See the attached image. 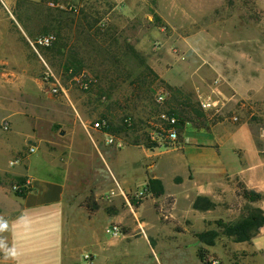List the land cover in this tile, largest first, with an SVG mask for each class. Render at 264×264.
<instances>
[{"label":"rangeland","instance_id":"374dc122","mask_svg":"<svg viewBox=\"0 0 264 264\" xmlns=\"http://www.w3.org/2000/svg\"><path fill=\"white\" fill-rule=\"evenodd\" d=\"M45 28L54 36L57 28L59 40L55 52L48 50L52 45L39 48V58L25 38L42 35ZM70 64L79 74L65 72ZM82 74L96 79L87 90L79 86ZM57 84L58 95L52 97L47 91ZM167 86L189 95L205 114L195 125L176 123L173 143L159 139L160 128H166L161 115H172ZM156 93L164 95L162 104L155 102ZM201 100L215 105L203 110ZM101 114L114 124L131 116L137 130L111 134L120 147L106 145L92 130L88 137L80 135ZM7 115L10 119L3 118ZM71 127L80 136L68 151ZM28 156L30 175H58L50 165L60 174L68 169L61 203L24 208L13 177L22 176L15 172L26 167ZM149 178L160 181L161 195L147 185ZM241 186L261 198L240 197ZM90 195L98 205L93 214L82 206ZM198 198L207 201L196 205ZM142 204L156 217L141 218ZM253 210L264 217V0L0 3L3 264H71L57 248L69 241L77 249L68 251H77L78 263L87 264L94 258L91 247L111 239L113 226L121 235L141 231L143 221H151L161 241L175 237L189 244L187 258L194 256L197 234L216 232L211 246L195 239L196 252L201 249L206 257L202 264H264L260 255L234 249L229 242L235 241L216 224L237 223Z\"/></svg>","mask_w":264,"mask_h":264},{"label":"crops","instance_id":"0c3cea01","mask_svg":"<svg viewBox=\"0 0 264 264\" xmlns=\"http://www.w3.org/2000/svg\"><path fill=\"white\" fill-rule=\"evenodd\" d=\"M3 118L10 119V115H7ZM71 128L67 129L66 134V140L70 141V145L65 146L68 151L72 150V144L80 135H87L88 137V134L85 130L79 131V135L78 132L77 134H75L73 132V128ZM59 134H62V131H60ZM33 138L34 136L31 139ZM13 148L14 147L9 148V150ZM94 148L96 147L94 146ZM91 154L94 155V152L92 151ZM47 157L49 158V160H51V155H47ZM24 160H26V167L21 171L15 172L16 175L26 176L27 183L32 188V191L27 193L26 196L22 199L24 208L26 210H32L45 205H56L61 203L64 198L67 181L70 175L68 173V169H65L63 171V174H60V169L54 168L55 166L50 165V168L53 169L58 175L51 172H49L46 176L30 175L29 172L33 169L30 166L31 164L29 156L25 157ZM219 161L224 165L222 160L219 159ZM238 166L240 169L241 165L239 164V162ZM238 173H240L239 170ZM143 207L144 209H142ZM145 208L146 207L142 204L138 215L141 218H145L147 220L150 217L152 218V216L154 218V213ZM138 227V229H140L143 233L141 231H136V228L135 230H131L125 233H123L122 230L120 236L112 237L109 233L111 239L106 238L105 240L96 241L95 244L91 247L94 251V258L87 264H97L98 262H101V264H202V262L196 255V248L198 245H200V243L196 242V238L193 239V241L195 242H193L194 245L192 244L193 247H191L195 249L194 256H192L191 258H187V253L185 255L184 251L188 250V247L190 245H184L183 239L179 240V238L174 237V241H161V239H159L158 237V230L154 229L155 226L151 223V221L148 225L145 221H143V224H138ZM135 231L137 236L132 237L131 234ZM168 243H170V249L167 247ZM229 243L234 244V249H239L241 252L253 256L260 255L261 259L264 260V226L259 229L258 234L249 242ZM139 244L141 245V248L136 246ZM57 248L60 250V255L63 258L70 260L71 264H79L77 251H75V253L68 251L69 249L73 248L75 250L77 249L73 242L69 241L66 243H60ZM168 253H170L171 256L167 255ZM174 255L180 257L179 260H171L170 257ZM1 260H3V257H0V263L3 264L4 261Z\"/></svg>","mask_w":264,"mask_h":264},{"label":"trees","instance_id":"16d2710c","mask_svg":"<svg viewBox=\"0 0 264 264\" xmlns=\"http://www.w3.org/2000/svg\"><path fill=\"white\" fill-rule=\"evenodd\" d=\"M44 1V0H42ZM49 29H43V34H46ZM56 31V38L59 37V31L57 28H54ZM54 41L52 46L48 48L49 51L55 52V48L57 47V41ZM59 47L56 49L58 50ZM59 50L56 52L58 53ZM134 54V52H133ZM51 55V54H50ZM65 72H70V76H74L79 74V71L81 70L79 67H75L73 64H70L64 68ZM96 79H90L89 82H87V85L85 89H89L93 85V81ZM167 88L170 90V98L166 101V105L168 106L169 110V116H174L177 120V125H183V123L187 122L191 125H195L196 123H201L205 119V114L200 109H198L196 106L197 103L192 102L191 97L187 94L182 93L177 88H173L170 86H167ZM99 94H101V90L99 91ZM98 119L105 120L107 124V128L105 129L106 132L110 134H116L126 131H136L137 124L135 123V120L131 116H124L119 120V123L114 124L111 122L107 116L101 114ZM201 120V121H200ZM176 125V126H177ZM144 135V134H143ZM136 144L144 145L146 148L152 147L151 145L146 144V140L140 142L139 140H135ZM139 142V143H137ZM13 179L16 181L17 185L19 186V191H17L16 196L20 198H24L27 193L32 191V188L27 183V178L23 176L19 177H13ZM155 192L156 195L162 194V187L161 183L158 179L155 178H149L148 184ZM238 195L248 201H257L261 198V195L255 191L248 190L245 187L241 186L240 191ZM199 201H207L205 198H198L196 200V205L199 203ZM82 206L86 210L88 214H93L97 209L98 205L93 200L92 196H87ZM219 227L223 229L222 234L230 237L235 242H245L252 239L256 234H258L259 228L264 225V217L261 215L259 210H253L248 213V215L241 219L239 222L234 224H226L221 221H218L216 223ZM217 237V233L214 231H205L201 232L196 235L197 240L205 244L207 246L213 245L214 239ZM197 257L200 259L201 262H204L206 260L205 254L201 249H198L196 252Z\"/></svg>","mask_w":264,"mask_h":264},{"label":"built area","instance_id":"2783aa9c","mask_svg":"<svg viewBox=\"0 0 264 264\" xmlns=\"http://www.w3.org/2000/svg\"><path fill=\"white\" fill-rule=\"evenodd\" d=\"M0 3L5 7V3L6 0H0ZM27 46L29 47V49L34 52L39 58L40 55L38 54V49L39 48H48L50 47L53 42L55 41V36L51 33H46V34H42L39 36H36L34 38H25ZM81 81L79 83V86L83 89L86 88L85 85H87V82L90 81V78H88L85 74H82L81 77ZM60 88V86L57 85H52L49 90L47 91V93L52 96L55 97L58 95V89ZM154 100L157 104H162L164 101V95L161 93H156L154 96ZM215 103L214 102H209V101H204L201 100L200 101V107L203 110H206L208 108H210L211 106H214ZM161 118H163L165 120V127L166 128H160L161 132L163 133L162 137H159L160 140L164 141V142H168V143H173L176 138H177V132L175 129V125L177 123V120L175 117L173 116H166V115H161ZM84 130L86 131V133L89 135L88 130H92L95 131L97 133H100L103 137H104V143L106 145H116L117 147L121 146V143L118 141L116 142V140L113 138V136L106 132L105 129L107 128V124L105 120H101V119H96L92 122H90L89 124H87V126H83ZM2 129L3 130H8V126L7 124H3L2 125ZM91 138V137H90ZM149 139L152 141H155L154 137L151 135L149 136ZM161 144V143H160ZM34 149L30 148L29 151L32 152ZM13 163V162H12ZM14 190L19 191V186H13ZM120 188L119 186L116 184V190L118 191ZM111 234L113 236H119L120 235V230L117 226H113L111 228ZM211 264H218L217 261H212Z\"/></svg>","mask_w":264,"mask_h":264}]
</instances>
